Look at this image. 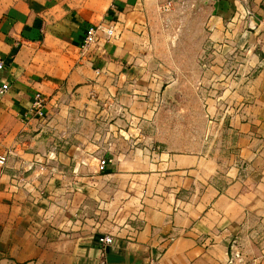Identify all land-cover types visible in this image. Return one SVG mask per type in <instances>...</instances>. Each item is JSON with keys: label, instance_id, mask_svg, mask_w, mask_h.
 <instances>
[{"label": "crops", "instance_id": "obj_1", "mask_svg": "<svg viewBox=\"0 0 264 264\" xmlns=\"http://www.w3.org/2000/svg\"><path fill=\"white\" fill-rule=\"evenodd\" d=\"M0 61V264H264V0H0Z\"/></svg>", "mask_w": 264, "mask_h": 264}, {"label": "built area", "instance_id": "obj_2", "mask_svg": "<svg viewBox=\"0 0 264 264\" xmlns=\"http://www.w3.org/2000/svg\"><path fill=\"white\" fill-rule=\"evenodd\" d=\"M101 33H105L108 38L112 37L115 33V27L110 25L108 27H104L103 25L91 26L88 28L86 36L83 41L82 49L84 51L90 50L94 45L99 42V37ZM4 69V62L0 61V70ZM9 90V85L4 84L0 88V95L5 94ZM47 104V98L41 93H37L34 98V102L31 107V112L38 116L39 118H44L45 113L44 109ZM8 163V155L0 153V169L3 170L7 166ZM108 161L106 159H102L99 164V170L101 172H105L107 168ZM99 244L102 247H107L113 243V239L109 236H105L99 239ZM240 259V255L237 251V245L233 243L231 245V259L229 264H235V260Z\"/></svg>", "mask_w": 264, "mask_h": 264}]
</instances>
